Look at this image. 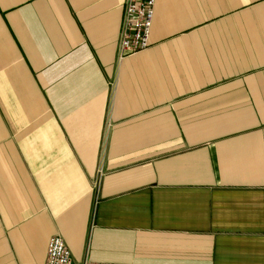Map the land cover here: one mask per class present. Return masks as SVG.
Instances as JSON below:
<instances>
[{"label":"crops","instance_id":"1","mask_svg":"<svg viewBox=\"0 0 264 264\" xmlns=\"http://www.w3.org/2000/svg\"><path fill=\"white\" fill-rule=\"evenodd\" d=\"M124 1L0 0V264H264V0Z\"/></svg>","mask_w":264,"mask_h":264},{"label":"built area","instance_id":"2","mask_svg":"<svg viewBox=\"0 0 264 264\" xmlns=\"http://www.w3.org/2000/svg\"><path fill=\"white\" fill-rule=\"evenodd\" d=\"M157 0H125L119 32L118 56L123 58L151 46V32ZM46 264H75L71 250L61 235L48 244ZM83 264H111L85 260Z\"/></svg>","mask_w":264,"mask_h":264},{"label":"rangeland","instance_id":"3","mask_svg":"<svg viewBox=\"0 0 264 264\" xmlns=\"http://www.w3.org/2000/svg\"><path fill=\"white\" fill-rule=\"evenodd\" d=\"M43 8H45V10H49V8H48V6H43ZM29 13L33 16V20L32 21H29L28 22V24L31 26V27H38L39 26V21H38V8L37 7H31V9L29 10ZM61 12L59 11V14H60ZM61 22V21H60ZM64 23V22H63ZM66 24V23H65ZM42 29H45V30H47V28L45 27V26H43V28ZM47 33H48V30H47ZM62 36H64V34H61ZM68 35H70L69 33H68ZM74 47H77V46H74ZM78 78H76L75 77V79L74 80H71V81H74V82H78ZM60 84V83H59ZM58 84V85H59ZM61 85H63V86H61ZM60 86L61 87H59V89L60 88H63V87H65L64 85H65V83L64 84H61ZM76 87H78V88H80V86L79 85H75V88ZM76 103V102H75Z\"/></svg>","mask_w":264,"mask_h":264}]
</instances>
